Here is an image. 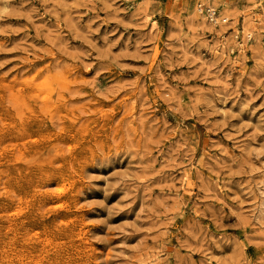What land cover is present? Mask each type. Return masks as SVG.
Listing matches in <instances>:
<instances>
[{
  "label": "rangeland",
  "instance_id": "obj_1",
  "mask_svg": "<svg viewBox=\"0 0 264 264\" xmlns=\"http://www.w3.org/2000/svg\"><path fill=\"white\" fill-rule=\"evenodd\" d=\"M250 2L0 0V264H264Z\"/></svg>",
  "mask_w": 264,
  "mask_h": 264
},
{
  "label": "bare ground",
  "instance_id": "obj_2",
  "mask_svg": "<svg viewBox=\"0 0 264 264\" xmlns=\"http://www.w3.org/2000/svg\"><path fill=\"white\" fill-rule=\"evenodd\" d=\"M251 2H252V0H251ZM250 2V3H251ZM261 3V2H260ZM212 6H214V5H212ZM212 6H210V7H212ZM213 8H215V7H213ZM255 8H257L256 6H255ZM208 10V9H207ZM210 10H212L213 12H215L216 10L215 9H211L210 8ZM233 16V15H232ZM197 17L198 18H200L198 15H197ZM230 17V16H229ZM252 17V16H251ZM250 18V17H249ZM251 19V18H250ZM242 21H245V19L244 20H242ZM245 23V22H244ZM246 24V23H245ZM247 25V24H246ZM246 25L244 26V29L246 28ZM242 26H243V22H242ZM250 26V25H249ZM264 29V28H263ZM247 30V29H246ZM244 34H245V32H244ZM247 37H250L251 36V34L250 33H248L247 35H246ZM258 36V35H257ZM246 37V38H247ZM250 39V38H249ZM248 44V43H247ZM217 48H218V46H217ZM230 48V47H229ZM221 50L222 49H220V51L219 52H221ZM215 54V53H214ZM223 57V56H222ZM219 58H220V55H219ZM84 81V80H83ZM46 87V86H45ZM54 89V88H53ZM1 90V89H0ZM6 90V89H5ZM2 91H4V89H2ZM38 91V90H37ZM16 92V91H15ZM22 92V91H21ZM36 92V91H35ZM43 92V91H42ZM42 92H40V93H42ZM49 95V94H48ZM10 96V95H9ZM17 96H18V93H17ZM29 97H30V95H29ZM42 97V96H41ZM12 98V97H11ZM15 98V97H14ZM14 98H12L10 101H12ZM19 99V98H18ZM42 99V98H41ZM40 99V100H41ZM44 99V98H43ZM39 100V101H40ZM69 100V99H68ZM6 101V100H5ZM15 101V100H14ZM16 101H18V100H16ZM57 101V100H56ZM70 101V100H69ZM7 102V101H6ZM55 102V101H54ZM19 103H20V99H19ZM30 103V102H29ZM41 103V102H40ZM69 103V102H68ZM8 104V103H7ZM11 104V103H10ZM70 104V103H69ZM69 104H68V106H69ZM85 105V104H84ZM14 108V107H13ZM20 108V107H19ZM23 108V107H22ZM49 110V109H48ZM55 110V109H54ZM46 112V111H45ZM57 112V111H56ZM99 113V112H98ZM22 114V113H21ZM52 114V113H51ZM54 114H57V113H54ZM47 115V114H46ZM45 115V116H46ZM131 116V115H130ZM65 117V116H64ZM37 118V117H36ZM68 118V117H67ZM18 119V118H17ZM31 119V118H30ZM70 119V118H69ZM107 119H109V118H107ZM75 120V119H74ZM77 120V119H76ZM70 121H71V119H70ZM51 123V122H50ZM54 123V122H53ZM56 123V122H55ZM52 124V123H51ZM56 124H58V123H56ZM19 126V125H18ZM53 126H55V124L53 125ZM51 127H52V125H51ZM23 134V133H22ZM22 134H21V136H22ZM20 136V137H21ZM19 137V138H20ZM49 138V137H48ZM55 138V137H54ZM14 139V138H13ZM0 140H1V138H0ZM3 140H5V139H3ZM9 140V139H8ZM19 141H20V139H18ZM56 141V140H55ZM2 142V141H1ZM1 142H0V144H1ZM3 143V142H2ZM5 143V142H4ZM3 145V144H2ZM62 146V144L60 145V148H62L61 147ZM54 149V148H53ZM11 151V150H10ZM4 152V151H3ZM6 152V151H5ZM13 153H15V152H13ZM12 153V154H13ZM58 157V156H57ZM6 159V158H5ZM36 161V160H35ZM34 161V162H35ZM46 162V161H45ZM36 164V163H35ZM45 164H47V162L45 163ZM43 165H44V162H43ZM29 166V165H28ZM51 166V165H50ZM53 181V180H52ZM61 182V181H60ZM41 189V188H40ZM56 193H57V191H56ZM65 193V192H64ZM13 194V193H12ZM256 194V193H255ZM16 195V194H15ZM64 195V194H63ZM57 197V196H56ZM257 198V197H256ZM19 199V198H18ZM33 201V200H32ZM72 201V200H71ZM259 201H260V199H259ZM46 203V202H45ZM260 202H258V204H259ZM49 204V203H48ZM14 205V204H13ZM60 206V205H59ZM65 206V205H64ZM48 207V206H47ZM262 207V206H261ZM24 209V208H23ZM2 211H4V210H2ZM10 212V211H9ZM62 212V211H61ZM4 213V212H3ZM27 218V217H26ZM65 224V223H64ZM260 224V223H259ZM26 230V229H25ZM28 237V236H27ZM32 237H33V235H32ZM42 241V240H41ZM38 243V242H37ZM47 244V243H46ZM67 244V243H66ZM39 245V244H38ZM57 252V251H56ZM41 255V254H40ZM1 256V255H0ZM47 256H48V254H47ZM54 256V255H53ZM53 258V257H52ZM61 258V257H60ZM48 259V258H47ZM55 259V258H54ZM155 259V258H154ZM63 261V260H62ZM151 262V261H150ZM35 263V262H34ZM49 263V262H48ZM149 263V262H148Z\"/></svg>",
  "mask_w": 264,
  "mask_h": 264
},
{
  "label": "built area",
  "instance_id": "obj_3",
  "mask_svg": "<svg viewBox=\"0 0 264 264\" xmlns=\"http://www.w3.org/2000/svg\"><path fill=\"white\" fill-rule=\"evenodd\" d=\"M209 15L211 20L215 19V12H213L212 10L209 11Z\"/></svg>",
  "mask_w": 264,
  "mask_h": 264
}]
</instances>
